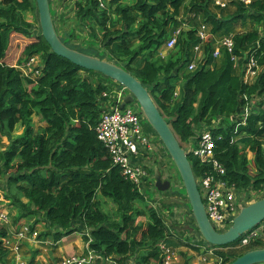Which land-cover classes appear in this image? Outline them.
<instances>
[{
  "label": "trees",
  "instance_id": "trees-1",
  "mask_svg": "<svg viewBox=\"0 0 264 264\" xmlns=\"http://www.w3.org/2000/svg\"><path fill=\"white\" fill-rule=\"evenodd\" d=\"M62 1L68 6V0ZM73 1L76 29L60 36L62 41L101 59L102 49L108 59L142 81L182 145L195 144L203 129L211 130L217 139L216 159L226 169L222 178L248 194L246 205L252 202L250 193L263 194L264 0L232 1L234 11L227 14V9L213 6L212 0H111L109 8L105 0ZM190 13L201 15L211 26L193 71L189 63L198 42L197 30L183 32L166 57L159 54L177 18ZM35 14L37 22L30 21L28 16ZM66 15L59 17L62 24ZM53 17L56 25L57 14ZM38 18L36 0H0V136L8 140L5 148L0 146V190L16 211V230L26 222L30 232H39V239L53 242L89 232L90 249L104 259L120 264H166L163 246H183L184 242H171L172 225L163 215L138 207L148 206L144 195L114 164L95 131L102 115L117 106L106 85L111 79L105 83L101 73L56 55L42 36ZM248 21L250 27L245 29ZM237 24L244 29L233 34V52L223 50L217 60L213 36L226 37ZM81 29H87L93 45L101 49L72 44L70 38ZM13 34L34 39L22 51L18 64L37 57L41 70L34 66L35 72L26 76L5 62ZM248 56L259 67L251 83L245 81L243 71ZM140 57L142 64L136 65ZM254 97L260 99L255 110L244 120L233 121ZM219 116L223 119L215 125ZM35 117L45 125L37 129ZM154 133L150 142L159 137ZM143 149L153 157L146 147L140 148V157ZM190 160L196 178L212 173L210 164L191 155ZM109 202L116 210L108 209ZM145 212L146 224L133 223ZM1 225L0 264H9L11 249L6 239L11 229ZM40 225L46 230L39 231ZM234 245L214 246L222 264L240 256L221 250ZM252 246L262 248L263 243L256 241ZM188 247L202 253L198 246L188 243Z\"/></svg>",
  "mask_w": 264,
  "mask_h": 264
},
{
  "label": "rangeland",
  "instance_id": "rangeland-1",
  "mask_svg": "<svg viewBox=\"0 0 264 264\" xmlns=\"http://www.w3.org/2000/svg\"><path fill=\"white\" fill-rule=\"evenodd\" d=\"M68 6H65V4L62 2H59V0H50V4H51V11L54 14V16L57 14L58 20L56 21V28H57V32L59 34V36L63 37V36H68L67 34L70 32V30L72 28L76 29V24H75V5H74V1H70L68 0ZM106 7L108 8L109 5V1L106 0L105 3ZM228 10V9H227ZM67 13L66 18L67 20L65 21V23H61L59 21V17L61 16L62 13ZM114 17V16H113ZM28 19L30 21H35L37 22V14L34 15H29ZM116 19V18H113ZM39 21V18H38ZM34 25L36 27L37 24L34 23ZM250 27V23L249 21L246 24V28ZM242 29H244V27H242L241 24H237L236 26L234 25L233 30L230 32V34L235 33L236 31H241ZM261 29H263V27H261ZM229 37V36H226ZM68 38V37H67ZM92 36L90 34V32L86 29V30H76L75 31V36L71 37V43L74 45H78L79 47H86L87 45H89V48H95L97 50L101 49L99 45H93L94 41L92 40ZM225 38V37H224ZM34 41L31 39L26 38L24 35L22 34H13L12 36V41L10 44V49L8 52V57L5 60V62L11 66H15L17 68H20L23 70L24 75L28 76L31 73L35 72V68H33L34 66H38L40 65V61L35 60L31 66H26L23 67L21 65L18 64V59L19 56L21 55L22 51H24V48L30 43ZM212 42L214 45V49L216 48V45H218V41L215 40V38H212ZM220 43V42H219ZM101 53H102V57L105 60H110L107 58V52H103V50L101 49ZM142 58L140 57L138 60L137 64H141L142 63ZM111 61V60H110ZM112 62L116 63V61ZM237 66H239V64H236ZM243 71H244V76H245V72H246V64H243ZM255 77L252 75V73H249L245 76V80L248 83H251L253 81ZM103 81L105 82L106 80H109L107 77H104ZM111 82L106 83V85L108 86V92L112 93L114 92V89L111 85H114V82L112 80H109ZM29 88V86H28ZM130 95V93L127 91L126 92V97H128ZM260 103V99L257 97H254L251 101L250 104L248 106H246L245 108H243V110L241 111L240 114H238V116L235 117H243V120L245 119V117L247 115H249L250 113H252L255 108L257 107V105ZM127 107L129 108H133L136 110H140L139 109V105L137 103H131L128 104ZM223 116H219L218 118H220ZM237 118H234V120H236ZM233 120V121H234ZM34 123L37 129H39L40 127H42L43 124L40 121L39 117H35L34 118ZM141 125H142V129H143V135L147 138H149L150 140H152V135H155L154 131L152 130L153 128L149 125L147 119L145 118V116L143 114H141ZM22 130L19 131V133H21ZM155 137V136H154ZM186 143H184L183 145H185ZM6 145H8V140L6 139V137H2L0 136V146H2V148H5ZM148 150H150L153 153V157L152 159H150L149 161L151 162L150 167L152 172H149V177L147 179H143L141 180V183L138 184V189L139 191L144 195L145 199H146V204L148 205L147 207L142 206V205H138V207L142 208L143 211H148V213L150 214L151 212L155 211L161 215H163L170 223V226L172 225V233L174 235L173 238H171V242L173 244H178L179 241H183L184 245L181 248L179 247V250H175V252H172V259H171V263L172 264H186L188 262V264H215L216 263V259L214 258V253H215V249H216V253H217V248H214V246L210 245L209 243H207L204 238L202 237V235L200 234V232L198 231V227L196 225V221L193 217L192 211H191V207L189 205L188 199L186 197L185 194V190L183 187V184L181 182L179 173L177 172L176 166L173 163L172 159L170 158L168 152L166 151L165 147L163 146V144L160 142L159 137H155L153 141L150 142V146L148 147ZM249 158H251V154H249ZM144 166V165H142ZM156 169H160V171L162 172L163 175V179L164 180H170L173 183V187L166 190V191H159L156 186H155V170ZM3 182V177L0 176V184ZM250 195L252 196V202L258 200L261 197H264V193L263 194H256L255 192L250 193ZM248 194L246 192H242V198L245 199V201L247 200ZM173 199H177L179 201H182L183 204H177L175 202H171V203H167L170 200ZM247 202V201H246ZM249 204V203H247ZM116 210V206L112 203L109 202V207L108 209L112 210V209ZM0 210H4L6 212H8L7 214L9 215V224L3 223L6 225V227H9L11 230L9 232V237L6 240V242H9L10 244L7 245V247L9 249H11L10 251V256L8 258V262L9 264H32L34 262V264H42V262L44 263H51L49 262L50 260H53V256L57 257L56 255H52V251L54 250V247L57 246V243L59 242H53L52 240L49 239V241H42L39 239V232H38V241L36 239L32 238V246H23V241H18L16 238L17 232L16 230L13 231V227H12V223L11 220L13 221L16 211L10 206L9 202H7L2 194V191L0 190ZM148 213L145 212V214L141 215V217L138 218V221H134L133 223L137 224H146L148 222ZM113 216H115V214H112ZM144 215H147V217H145ZM34 221V220H33ZM2 221L0 222V227L2 226ZM187 227V229H182V230H176L175 228L173 229V227ZM231 226V225H230ZM229 226V227H230ZM228 227V228H229ZM227 228V230H228ZM46 227L44 228L42 225H40L39 227V231H45ZM225 230V231H227ZM13 231V232H12ZM224 232V231H222ZM79 234L82 233H75L70 235V236H66L65 238H63L60 242H62L64 239H66V243L65 241H63L61 243V246L59 247L58 253H61V256H58L60 259L65 260L67 258H71L73 256H75V251L74 249H72L73 244L76 242V240H79L82 242L81 237ZM87 237L89 238V232H87ZM241 240V239H240ZM239 240V242H240ZM239 242L235 243L238 245H234V246H230L228 248H224L221 249L222 251H225L226 253L229 251L234 255H242L245 252L251 250V249H255L253 244H250L248 246H242L239 245ZM56 244L55 246H53L52 244ZM64 243V244H63ZM188 243L198 246L200 247L202 250L200 252H196L194 251L196 254H194V257L189 256L188 253H190L191 248L188 247ZM89 244V241H88ZM23 246V247H22ZM174 246V245H173ZM16 247H18L17 252ZM263 247H264V243H263ZM181 251V252H180ZM212 251V253H210ZM38 253L35 258H33L35 253ZM22 253V254H21ZM183 253V254H181ZM205 253V254H203ZM21 254V255H19ZM199 254L197 257L196 255ZM34 259V260H33ZM32 261V262H31Z\"/></svg>",
  "mask_w": 264,
  "mask_h": 264
},
{
  "label": "built area",
  "instance_id": "built-area-1",
  "mask_svg": "<svg viewBox=\"0 0 264 264\" xmlns=\"http://www.w3.org/2000/svg\"><path fill=\"white\" fill-rule=\"evenodd\" d=\"M215 1L217 5L226 7L228 2L231 0ZM240 1L246 4L250 3L249 0ZM210 34H208L207 27L205 25L203 26V29L199 31V34L197 32L198 42L200 44L195 46L196 53L203 50V45L207 43V39ZM179 35L180 32H176L172 35L165 44V47L170 50L174 49L178 42ZM233 49V37L226 38L224 41L220 42V45L217 49H215L213 57L217 59L222 54L223 50L232 53ZM248 58L249 62L246 63L245 76L252 73L255 77L258 73L259 67L254 57L248 56ZM35 60L39 61L37 57H34L26 61L22 66H31ZM232 60H236L237 62V59L234 56L232 57ZM190 63L189 70L193 71L196 67V62L191 61ZM38 73L39 72H37V74ZM126 92L125 88L116 89L113 92V98L116 101L117 106L102 115L95 131L97 133L98 140H100L108 149L114 164L121 167L123 174L138 186V184L141 183V180L143 179L144 181V179H147L150 174L148 170L140 163L136 162L135 159L140 154V148H148L150 146V140L143 135L141 125V114L143 113L140 112V110L138 111L127 106L123 109L120 108V104H122L126 98ZM177 95L178 94L176 93L175 96ZM234 118L238 117L233 116L232 120H234ZM222 119L223 118L220 117L215 120V125H219ZM216 144L217 139L214 137L212 131L209 129H203L200 135L196 137L195 144L193 142L185 144L184 148L189 153V156L191 155L202 163L210 164L212 166L213 171L211 174H205L196 178V180L208 218L212 226L217 231L222 232L227 230V228L232 224V221L239 213L241 206L246 205V201L242 198V192L238 191L235 186H229L222 178V176L226 173V169L216 159ZM7 213L8 212L4 210H0V222L2 221V224H9L10 222L9 215ZM16 232L17 240L23 241V243L25 241H29L31 238L36 240L38 239V232H30L27 225H22ZM260 239L264 241V222L244 235L241 238L239 245L248 246ZM91 243L92 239L89 240V244ZM6 244L9 245L10 243L6 242ZM17 250L18 247H16L15 251L17 252ZM210 253H212V251ZM95 254L98 255L97 252L89 248L87 254L79 256L75 255L65 260L57 259L56 261H52L51 264H94L98 260V256ZM214 256L218 260L216 249ZM100 258L104 260V264H120L112 262L111 259H104L102 256H100ZM170 259H172V257L166 256V264H171ZM222 263L223 262L220 260L217 264Z\"/></svg>",
  "mask_w": 264,
  "mask_h": 264
},
{
  "label": "water",
  "instance_id": "water-1",
  "mask_svg": "<svg viewBox=\"0 0 264 264\" xmlns=\"http://www.w3.org/2000/svg\"><path fill=\"white\" fill-rule=\"evenodd\" d=\"M36 3L42 36L56 55L68 59L84 69L101 73L105 77L121 84L130 93L120 105L121 109L128 104L138 103L141 112L147 119L149 125L159 136L176 166L198 231L207 243L217 247L237 243L244 235L264 222L263 197L241 206L239 213L233 219L227 231H217L208 218L189 153L175 135L170 124L162 115L149 90L144 86L142 81L137 79L128 70L112 61L88 55L70 48L62 41L57 32L53 13L51 11L50 0H36ZM154 178L155 186L159 191H166L173 187V183L170 180L163 179L160 169L155 170ZM171 202L183 204L182 201L177 199L170 200L167 203ZM174 228L176 230H182L187 229L188 226L183 228L174 226ZM230 264H264V247L251 249L238 256Z\"/></svg>",
  "mask_w": 264,
  "mask_h": 264
},
{
  "label": "crops",
  "instance_id": "crops-1",
  "mask_svg": "<svg viewBox=\"0 0 264 264\" xmlns=\"http://www.w3.org/2000/svg\"><path fill=\"white\" fill-rule=\"evenodd\" d=\"M109 1V5H108V8H109V6H110V4H111V0H108ZM232 1H235V0H231V1H229L228 2V4H227V6L226 7H222V6H219V5H217V3H216V1L215 0H212V5L213 6H217V7H220V8H222V9H228V10H226L225 11V14H227L228 12H233L234 11V7H232V6H230V2H232ZM250 1V3L253 1V0H249ZM105 3H106V0H105ZM114 15V18H116L117 19V15H115V14H113ZM116 19H114V20H116ZM206 26L207 27V32H208V34H210L211 33V26L208 24V23H206L205 21H204V18L201 16V15H197L196 13H190V14H188V15H180L178 18H177V23H175L174 25H172L171 26V28H170V37L172 36V35H174L176 32H180V35H179V37L182 35V33L183 32H185V31H189V30H191V29H195V30H197V32H198V34H199V31L200 30H202L203 29V26ZM234 34V33H233ZM233 34H229L228 36H230V37H233ZM169 37V38H170ZM169 38H168V40H169ZM213 38H215V40H217L218 41V45H216V48L215 49H217V47L220 45V43L219 42H221L222 41V39L224 38H221V37H215V36H213ZM200 43L199 42H197V46L199 45ZM196 45H194L193 47H192V55H191V58H192V60L191 61H195L196 62V64L199 62V60L202 58V53L204 52V49L201 51V52H199V53H196V51H195V46ZM214 45L215 44H213V47H214ZM204 46V45H203ZM215 49H214V51H215ZM219 49V48H218ZM173 49H167L165 46H163L160 50H159V54L162 56V57H166L168 54H169V52H171ZM21 56V55H20ZM19 56V57H20ZM221 56H222V54L219 56V58H221ZM219 58H217V60L219 59ZM139 60V59H138ZM138 63V61L136 62V65H141V64H137ZM189 64H191V63H189ZM39 67H40V70L43 68V66L41 65V61H40V65H38ZM36 67V66H35ZM36 76H38V74L36 75ZM113 81V80H112ZM106 82V81H105ZM108 82H111V81H108ZM107 82V83H108ZM114 82V85H112V86H114L115 87V89H120L121 87L119 86V84L117 83V82H115V81H113ZM148 149V148H147ZM146 149H143V152L141 153V157H140V154H139V156L135 159V161L136 162H140V163H143V164H145V166L147 167L146 169L148 170V172H149V168L151 169V167H150V165L149 164H151V162L149 161L150 159H152V158H154V157H152V156H147L146 155ZM154 156V155H153ZM9 214V213H8ZM30 222H32V221H30ZM11 223H12V225H13V231H15L16 230V225H14L13 224V221L11 220ZM23 224L25 225V224H28V223H26V222H23ZM22 224V225H23ZM12 231V232H13ZM16 231H18V229L16 230ZM75 235V234H74ZM80 236H82L81 237V240H82V242L80 241V239L79 240H76V242L73 244V246H72V249H74V253H75V255L76 256H79V255H83V254H87L88 253V249L90 248L89 246H90V244H88V237H87V233L86 234H79ZM67 238V237H66ZM41 240V239H40ZM49 241V239H42V241L44 242V241ZM37 241H38V239H37ZM63 241H65V243L67 242L66 241V239H64ZM62 241V242H63ZM258 241H261L262 243H264V241L262 240V239H260V240H258ZM62 242H59V243H57V246L56 247H54V250L52 251V255H56L57 254V257L56 256H53V260H50L49 262H52V261H54V260H56V259H58V260H61L58 256H61V253H58V250H59V247L61 246V243ZM31 243H33L32 242V238L29 240V241H25L24 243H23V246L25 245H27V246H32V244ZM52 244V243H51ZM64 244V243H63ZM53 246H55L56 244H52ZM238 245V244H237ZM22 246V247H23ZM179 247H181V248H184V247H182V246H172V247H168L167 245H164L163 246V249H164V251H165V253L167 254V256L168 257H172V252H175V250H179L178 248ZM181 252V251H180ZM22 254V253H21ZM189 254V256H192V257H194V254H196L192 249L190 250V253H188ZM96 255V254H95ZM199 254H197L196 255V257L198 256ZM96 256H98V260L94 263V264H104V260L102 259V258H100V255H96ZM214 256V255H213ZM195 258V257H194ZM214 258L216 259V263L215 264H217L220 260L218 259L217 260V258L214 256ZM170 262H171V259H170ZM13 264H15V263H13ZM32 264H34V262L32 263ZM42 264H49V263H44V262H42ZM51 264V263H50ZM172 264V263H171Z\"/></svg>",
  "mask_w": 264,
  "mask_h": 264
},
{
  "label": "bare ground",
  "instance_id": "bare-ground-1",
  "mask_svg": "<svg viewBox=\"0 0 264 264\" xmlns=\"http://www.w3.org/2000/svg\"><path fill=\"white\" fill-rule=\"evenodd\" d=\"M226 38H230V36H229V37H225V38H223L222 41H224ZM222 41H221V42H222Z\"/></svg>",
  "mask_w": 264,
  "mask_h": 264
},
{
  "label": "clouds",
  "instance_id": "clouds-1",
  "mask_svg": "<svg viewBox=\"0 0 264 264\" xmlns=\"http://www.w3.org/2000/svg\"><path fill=\"white\" fill-rule=\"evenodd\" d=\"M203 49H204V47H203ZM38 74H40V72Z\"/></svg>",
  "mask_w": 264,
  "mask_h": 264
}]
</instances>
